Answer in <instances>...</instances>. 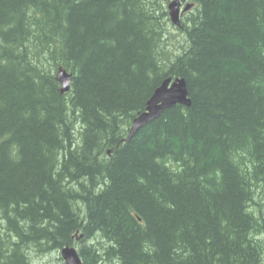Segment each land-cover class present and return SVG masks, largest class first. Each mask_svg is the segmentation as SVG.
Here are the masks:
<instances>
[{
    "label": "trees",
    "instance_id": "obj_1",
    "mask_svg": "<svg viewBox=\"0 0 264 264\" xmlns=\"http://www.w3.org/2000/svg\"><path fill=\"white\" fill-rule=\"evenodd\" d=\"M169 1L0 0V264H264V0Z\"/></svg>",
    "mask_w": 264,
    "mask_h": 264
},
{
    "label": "water",
    "instance_id": "obj_2",
    "mask_svg": "<svg viewBox=\"0 0 264 264\" xmlns=\"http://www.w3.org/2000/svg\"><path fill=\"white\" fill-rule=\"evenodd\" d=\"M185 1V0H179ZM171 21L179 25L178 22V3L172 2L168 6ZM189 6L185 8L188 9ZM190 104L186 84L183 79H166L153 92L150 99L146 103V108L142 114L132 121V126L128 135V140L143 126L157 119L160 114L166 110L181 105L188 107ZM61 256L65 264H82L76 251L72 248H64Z\"/></svg>",
    "mask_w": 264,
    "mask_h": 264
},
{
    "label": "rangeland",
    "instance_id": "obj_3",
    "mask_svg": "<svg viewBox=\"0 0 264 264\" xmlns=\"http://www.w3.org/2000/svg\"><path fill=\"white\" fill-rule=\"evenodd\" d=\"M161 23H162V20H161ZM168 32H169L168 43L170 44L169 45L170 50H172V51L179 50V45L182 43V34L178 31H176L171 26H167V33ZM57 253L58 252H54V253H52L51 256H48L47 258L33 257L32 258L34 260L33 264H61L59 258L55 257L56 256L55 254H57Z\"/></svg>",
    "mask_w": 264,
    "mask_h": 264
},
{
    "label": "bare ground",
    "instance_id": "obj_4",
    "mask_svg": "<svg viewBox=\"0 0 264 264\" xmlns=\"http://www.w3.org/2000/svg\"><path fill=\"white\" fill-rule=\"evenodd\" d=\"M163 20V19H162ZM55 80L56 82L59 84L60 86V92L61 93H67L70 89V84H71V80L72 77L71 75L63 72L60 70V68L57 69L56 73H55ZM133 137V136H132ZM131 137V138H132ZM130 138V139H131ZM81 261V260H80ZM82 263V262H81Z\"/></svg>",
    "mask_w": 264,
    "mask_h": 264
}]
</instances>
